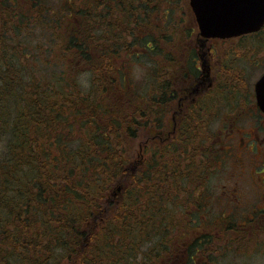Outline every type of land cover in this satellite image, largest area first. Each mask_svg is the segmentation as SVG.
<instances>
[{
    "label": "trees",
    "instance_id": "obj_1",
    "mask_svg": "<svg viewBox=\"0 0 264 264\" xmlns=\"http://www.w3.org/2000/svg\"><path fill=\"white\" fill-rule=\"evenodd\" d=\"M24 1L37 5L35 14L30 7L23 14L18 0H0V136L10 139L0 170V264H127L153 238L141 264L154 252L148 264H165V251L177 254L170 245L175 230L187 252L181 264L213 262L241 228L211 234L198 228L216 154L202 111L210 105H190L172 136L161 133L166 112L187 94L186 72L197 69L194 52L184 61L173 53L189 48L196 32L188 0H70L58 13L51 3L39 7L44 0ZM156 10L155 24L144 14ZM241 39L243 45L249 37ZM46 45L80 57L91 85H66L75 68L64 65L63 55L43 73L37 52ZM139 58L150 72L142 86L129 84L125 71L126 60ZM59 62L67 69L54 72ZM216 95L220 106L232 102ZM141 138L149 139L144 159L131 170ZM189 179L199 185L196 202L180 215L183 204L166 195L185 194Z\"/></svg>",
    "mask_w": 264,
    "mask_h": 264
},
{
    "label": "rangeland",
    "instance_id": "obj_2",
    "mask_svg": "<svg viewBox=\"0 0 264 264\" xmlns=\"http://www.w3.org/2000/svg\"><path fill=\"white\" fill-rule=\"evenodd\" d=\"M46 1L44 0L39 7L51 3L52 9L57 13L70 6V0ZM82 1L88 2L90 0ZM93 2L96 1L93 0ZM18 3V7L23 14L29 10L28 8L31 5V1L27 3L24 0H18ZM79 3L81 4L82 2ZM170 6H172V3ZM36 7L37 5L30 7V12L35 14L36 10L33 9ZM98 11L104 13L105 8L99 7ZM136 13L141 14L142 11L137 9ZM156 13L157 10L154 15L150 12L149 14L145 13L144 16L150 17L149 19L156 24L158 20ZM121 25V28L125 29V26ZM125 34H127L125 31L117 34L107 32L105 36L120 38ZM54 41L55 39H53L52 44ZM211 42L213 54H210V57L212 63H214L211 70V85L202 87L200 82L195 83L193 89L188 93L189 99L181 104L176 101L166 112L165 126L161 131L167 134L173 128H177L179 116L183 118L187 110L191 108L190 105L195 104L199 108L210 105L207 108H203L202 111L203 116L210 121L209 134L212 135L211 142L215 144L214 151H216V154L215 159L212 161V174L207 180L211 197L208 198V201L204 204L205 207L201 211L202 216L197 221L199 222L198 228L202 227L201 231L207 234L215 231L223 233L227 230L228 225L241 228V230L232 231L231 240L228 241L230 244L225 243L223 245L225 247L222 249L218 247L220 243L216 242L218 248L212 257L214 263L210 262V259L204 260L203 257H200L195 264H264V199L261 190L253 183L260 176L264 177V118L259 114H250V112L255 110L252 95L253 85L264 72V31L260 35L251 36L243 45H240V41L237 39L211 40ZM189 44V48L180 47V49H174L173 53L178 55L181 61H184V59H190L191 52H194L195 56L193 54L190 60L198 62L200 67L203 61L207 60V48L210 45L208 43L204 46L202 44L199 45L196 34L190 38ZM188 49L190 50L187 53ZM119 51L121 52V50ZM200 53H202L203 59L200 58ZM62 55L58 45L54 46V48L48 45L46 47L43 46L37 52V56H39L40 62L43 64L39 65V68L42 69L43 73H51L57 67L56 57H61ZM229 55H234V57ZM62 57L65 59L63 63L67 68H75V71H71L73 74L72 82L66 85H72L80 81L90 86L93 76L88 72L89 69L87 68L89 67H84L82 59L78 56L70 58L68 54ZM139 59L133 64H128V60H126L125 71L128 74L129 84L132 82L135 85L137 84V86H142L144 81L148 79L147 75L150 72L145 67L143 68L146 63L145 59ZM64 65L59 62V67L54 72H62V69H67ZM203 71L205 70L203 69ZM213 79H216V81L214 87L210 89L213 86ZM225 86L231 89L223 88ZM221 88L223 89L221 90ZM216 92L227 96V99L232 100V102L227 107L226 105L220 106L219 102H221L223 97H216ZM208 94L212 97L208 98L206 96ZM204 96H206L205 100H203ZM190 98H195V101L189 102ZM208 100L210 102L206 103ZM180 109H182V112ZM232 123L235 124L237 131L235 134L229 135V126ZM8 130H10L11 134V129L9 128ZM248 133L252 136L247 135ZM8 137L9 133L6 132H3L0 136V170L2 169V161L8 158ZM148 138H141L139 143H136V150L139 154L135 156L131 163V170H137L138 164L143 161L142 152L144 143L149 140ZM243 169H246L245 173L242 172ZM198 186L197 180L189 179L186 181L185 189L187 192L185 194L166 195L170 200L175 198L176 202L183 204V207L177 210L178 214H184L187 208L191 207L190 204L194 203ZM204 190L207 189L205 188ZM188 191L189 195H191L189 200L187 198ZM143 200L146 201V199ZM165 203H169V201ZM176 233L177 230L170 236L173 240L170 245L173 246V250L177 254L175 258L174 256L169 257L167 255L169 252L165 251L163 255L167 257L162 260L163 263L167 261L169 264H181V262L185 263L186 261V249H182L179 246L183 244V241L174 238ZM220 233H216L218 238ZM243 234L244 236H242ZM155 240L156 238L143 240L141 242L142 245L136 251V257L128 260L127 264H141L143 252H147L154 245ZM158 254L159 252H154V254L149 256L147 264L152 260L150 257ZM196 257H198L197 254L195 255ZM145 263L143 262V264Z\"/></svg>",
    "mask_w": 264,
    "mask_h": 264
},
{
    "label": "water",
    "instance_id": "obj_3",
    "mask_svg": "<svg viewBox=\"0 0 264 264\" xmlns=\"http://www.w3.org/2000/svg\"><path fill=\"white\" fill-rule=\"evenodd\" d=\"M203 38H230L264 25V0H190ZM258 104L264 110V76L256 83Z\"/></svg>",
    "mask_w": 264,
    "mask_h": 264
},
{
    "label": "flooded vegetation",
    "instance_id": "obj_4",
    "mask_svg": "<svg viewBox=\"0 0 264 264\" xmlns=\"http://www.w3.org/2000/svg\"><path fill=\"white\" fill-rule=\"evenodd\" d=\"M264 29V28H263ZM264 31V30H263ZM210 46L207 48L208 50V53L206 54V59L207 60H204L203 63H202V66L204 67V72L202 73H192V72H188V78L191 79V81H193L192 83H194L195 81L196 82H200L202 84V87H205V86H210L211 85V80H212V76H211V70L213 69V65L214 63H212L211 61V57H210V54H213V49L211 47L212 45V42H207ZM206 43V44H207ZM206 44H203L206 45ZM200 58L203 59V56H202V53H200ZM196 68L198 71H200V67L198 66V62H196ZM201 66V67H202ZM264 73V72H263ZM262 73V74H263ZM217 76V75H216ZM213 86L210 88L212 89L214 87V84H215V81L216 79H213ZM191 83V84H192ZM255 84V83H254ZM207 86V87H208ZM209 89V90H210ZM190 93V92H189ZM252 95H253V102H254V106H255V110L250 112V114H259L260 116H262L264 118V112L260 110V108L258 107L257 105V102H256V93H255V89H254V85H253V91H252ZM184 100H188V97L184 98ZM191 101H195V98H191ZM190 101V102H191ZM182 110V109H181ZM229 131H228V134L230 135L232 132L233 134L236 133L237 129H235V124H230L229 126ZM247 135L249 136H252L250 133H248ZM247 141V140H246ZM247 149V148H245ZM252 150V149H251ZM243 173L246 172V169H243L242 170ZM264 172V170H263ZM260 190H261V194L263 196V199H264V177L260 176L255 182H253ZM238 201V199H236Z\"/></svg>",
    "mask_w": 264,
    "mask_h": 264
}]
</instances>
